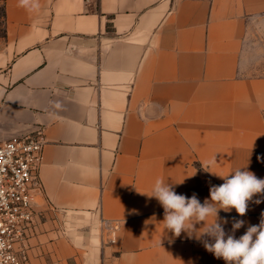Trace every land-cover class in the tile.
I'll return each instance as SVG.
<instances>
[{
  "label": "crops",
  "instance_id": "0c3cea01",
  "mask_svg": "<svg viewBox=\"0 0 264 264\" xmlns=\"http://www.w3.org/2000/svg\"><path fill=\"white\" fill-rule=\"evenodd\" d=\"M38 2L0 0V144L42 136L58 209L28 264H225L197 239L207 225L174 236L148 195L163 179L203 204L224 183L209 171L264 179V0ZM262 214L257 194L218 220H243L239 238Z\"/></svg>",
  "mask_w": 264,
  "mask_h": 264
},
{
  "label": "clouds",
  "instance_id": "9594fccd",
  "mask_svg": "<svg viewBox=\"0 0 264 264\" xmlns=\"http://www.w3.org/2000/svg\"><path fill=\"white\" fill-rule=\"evenodd\" d=\"M19 4L29 11L39 8L38 0H19ZM203 167L207 170L208 166ZM209 172L223 179L224 183L212 186L210 199H206L203 204L195 194L190 198L177 194L171 184L165 183L163 179L156 180L152 193L148 196L155 198L163 207L165 229L179 237L182 232L191 235L196 224L207 225L205 230L197 235V239L209 237L212 242L205 240L204 247L217 259H223L225 264H264V214L258 225L250 226L239 238H236L234 233L243 226V220H234L232 234L226 233L218 220V212L221 209H235L239 216L246 215L248 203L253 197L264 194V179L241 168L228 175ZM213 216L214 221L207 223L209 217ZM223 223L228 221L224 220Z\"/></svg>",
  "mask_w": 264,
  "mask_h": 264
},
{
  "label": "built area",
  "instance_id": "2783aa9c",
  "mask_svg": "<svg viewBox=\"0 0 264 264\" xmlns=\"http://www.w3.org/2000/svg\"><path fill=\"white\" fill-rule=\"evenodd\" d=\"M45 140L25 136L0 144V264H28L30 242L58 209L40 178ZM118 222L100 221L102 241H117Z\"/></svg>",
  "mask_w": 264,
  "mask_h": 264
},
{
  "label": "rangeland",
  "instance_id": "374dc122",
  "mask_svg": "<svg viewBox=\"0 0 264 264\" xmlns=\"http://www.w3.org/2000/svg\"><path fill=\"white\" fill-rule=\"evenodd\" d=\"M3 12L2 9L0 8V36L3 35V20H2Z\"/></svg>",
  "mask_w": 264,
  "mask_h": 264
}]
</instances>
